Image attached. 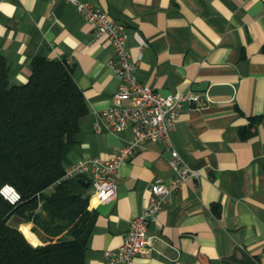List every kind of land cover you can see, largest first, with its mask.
I'll return each instance as SVG.
<instances>
[{"label": "crops", "instance_id": "0c3cea01", "mask_svg": "<svg viewBox=\"0 0 264 264\" xmlns=\"http://www.w3.org/2000/svg\"><path fill=\"white\" fill-rule=\"evenodd\" d=\"M88 1L124 24L131 55L141 52L139 81L164 94L190 90L202 98L183 106L170 133L198 176L167 196L147 226L150 250L128 264H264V0ZM0 54L11 84L27 80L33 57L71 64L87 113L64 151V166L107 158L130 138L131 125L95 129L119 83L115 55L105 38L93 39L73 3L0 0ZM155 177L166 184L173 177L161 139L120 163L112 201H88L96 216L85 263H102L103 251L122 243ZM9 222L32 227L15 216ZM36 237L49 238L41 231Z\"/></svg>", "mask_w": 264, "mask_h": 264}, {"label": "trees", "instance_id": "16d2710c", "mask_svg": "<svg viewBox=\"0 0 264 264\" xmlns=\"http://www.w3.org/2000/svg\"><path fill=\"white\" fill-rule=\"evenodd\" d=\"M8 66L0 54V187L10 183L20 199L12 204L0 194V264H85L96 216L89 186L82 176L54 184L87 113L83 92L66 59L33 57L21 84L10 83ZM11 216L48 240L32 244Z\"/></svg>", "mask_w": 264, "mask_h": 264}, {"label": "built area", "instance_id": "2783aa9c", "mask_svg": "<svg viewBox=\"0 0 264 264\" xmlns=\"http://www.w3.org/2000/svg\"><path fill=\"white\" fill-rule=\"evenodd\" d=\"M62 1L75 5L84 19L92 25L93 39L105 38L115 55L111 67L119 83L112 94L111 103L98 111L101 123L98 122L99 118H95V129L99 131L104 127L117 132L126 125H131L132 132L128 141L109 157L79 158L68 164L54 184L82 176L89 182V200L92 198L97 202H110L116 196L120 163L130 158L144 143L159 139L164 141L173 170L169 184L160 177L151 181L147 203L139 213L129 219L124 240L114 249H105L104 261L97 263L128 264L137 254L150 250L152 237L147 233V226L150 221L155 220L167 196L178 189L185 179L198 176V172L173 147L170 133L183 106L196 103L202 98L199 93L190 90L164 94L139 81L135 75V67L141 52L136 57L131 55L125 42L127 32L124 24L115 21L104 9L88 0ZM0 194L12 204L20 199V193L10 183L1 185Z\"/></svg>", "mask_w": 264, "mask_h": 264}, {"label": "bare ground", "instance_id": "6f19581e", "mask_svg": "<svg viewBox=\"0 0 264 264\" xmlns=\"http://www.w3.org/2000/svg\"><path fill=\"white\" fill-rule=\"evenodd\" d=\"M20 228L32 243L37 244L39 242V239L36 237V235L29 229L28 224H21Z\"/></svg>", "mask_w": 264, "mask_h": 264}, {"label": "water", "instance_id": "95a60500", "mask_svg": "<svg viewBox=\"0 0 264 264\" xmlns=\"http://www.w3.org/2000/svg\"><path fill=\"white\" fill-rule=\"evenodd\" d=\"M79 180L82 182V185L84 186V187H88L89 186V182H88V180H86L85 178H79ZM16 228H18L23 234H24V232L21 230V228H19V227H16ZM25 235V234H24ZM25 237H26V235H25ZM27 238V237H26ZM28 239V238H27ZM29 240V239H28ZM30 241V240H29ZM31 242V241H30ZM38 244V243H37Z\"/></svg>", "mask_w": 264, "mask_h": 264}, {"label": "rangeland", "instance_id": "374dc122", "mask_svg": "<svg viewBox=\"0 0 264 264\" xmlns=\"http://www.w3.org/2000/svg\"><path fill=\"white\" fill-rule=\"evenodd\" d=\"M89 189H90V186H89ZM10 222L13 223L14 221L11 220ZM31 231H32V230H31ZM32 232L36 235L38 231H32Z\"/></svg>", "mask_w": 264, "mask_h": 264}]
</instances>
